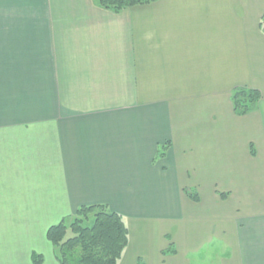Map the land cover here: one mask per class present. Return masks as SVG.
Listing matches in <instances>:
<instances>
[{
    "label": "crops",
    "instance_id": "0c3cea01",
    "mask_svg": "<svg viewBox=\"0 0 264 264\" xmlns=\"http://www.w3.org/2000/svg\"><path fill=\"white\" fill-rule=\"evenodd\" d=\"M264 0H0V264L106 206L117 264H264ZM259 93L245 116L231 93Z\"/></svg>",
    "mask_w": 264,
    "mask_h": 264
},
{
    "label": "trees",
    "instance_id": "16d2710c",
    "mask_svg": "<svg viewBox=\"0 0 264 264\" xmlns=\"http://www.w3.org/2000/svg\"><path fill=\"white\" fill-rule=\"evenodd\" d=\"M103 9L119 11L134 6L149 5L156 0H93ZM264 31V18L261 21ZM260 95L247 88L231 93L233 110L237 116L252 112ZM70 223L61 221L49 228L47 240L55 249L59 264H117L127 246V228L123 219L106 206L80 207ZM91 220V223L89 221ZM33 264H42V258L32 256Z\"/></svg>",
    "mask_w": 264,
    "mask_h": 264
},
{
    "label": "rangeland",
    "instance_id": "374dc122",
    "mask_svg": "<svg viewBox=\"0 0 264 264\" xmlns=\"http://www.w3.org/2000/svg\"><path fill=\"white\" fill-rule=\"evenodd\" d=\"M70 219H66L70 223ZM91 223V220L88 224ZM224 253V248L221 245L213 244L205 247L198 255L191 257V264H224L221 259Z\"/></svg>",
    "mask_w": 264,
    "mask_h": 264
}]
</instances>
